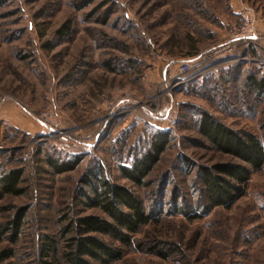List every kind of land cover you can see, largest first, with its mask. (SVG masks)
<instances>
[{
  "label": "rangeland",
  "instance_id": "obj_1",
  "mask_svg": "<svg viewBox=\"0 0 264 264\" xmlns=\"http://www.w3.org/2000/svg\"><path fill=\"white\" fill-rule=\"evenodd\" d=\"M263 72L264 0H0V172L21 168L24 190L3 197L0 225L26 210L0 264H37L46 237L61 242L76 218L102 215L80 196L98 170L158 214L136 241L175 250L128 249L115 264H264V166L228 209L205 211L196 179L199 166L234 161L198 134L202 112L264 146V92L247 84ZM156 131L168 146L135 187L118 168ZM76 156L61 174L46 162Z\"/></svg>",
  "mask_w": 264,
  "mask_h": 264
},
{
  "label": "trees",
  "instance_id": "obj_2",
  "mask_svg": "<svg viewBox=\"0 0 264 264\" xmlns=\"http://www.w3.org/2000/svg\"><path fill=\"white\" fill-rule=\"evenodd\" d=\"M247 79V84L255 91L259 94L264 92V72L258 80ZM197 131L215 151L234 160L202 165L196 170L205 211L218 207L228 209L245 196L251 176L263 168L264 146L253 134L234 130L207 112L201 113ZM168 143V132H154L142 154L131 158L128 166H119L121 177L135 187L145 186V179L160 161ZM46 162L55 174H61L74 170L80 157L62 161L48 159ZM22 177L21 168L0 172V202L5 196L23 194ZM83 182L86 187L80 191L83 204L102 215L76 218L64 228L65 240L61 242L46 237L40 252H37V264H115L123 259L128 249L152 253L163 259L175 251L167 247L171 250L164 253L158 246L160 243L148 241L151 244L148 247L136 241V235L156 222L158 214L154 216L148 212L134 191L110 182L100 170L91 172ZM25 213L24 208L18 209L9 221L0 225V242H17ZM14 256L12 250L0 252V262Z\"/></svg>",
  "mask_w": 264,
  "mask_h": 264
},
{
  "label": "built area",
  "instance_id": "obj_3",
  "mask_svg": "<svg viewBox=\"0 0 264 264\" xmlns=\"http://www.w3.org/2000/svg\"><path fill=\"white\" fill-rule=\"evenodd\" d=\"M226 50H227V48H222V50L217 51V52L215 53V55H216L218 58L223 57V55H224V51H226ZM201 62H202V60H201V56H196L195 58L190 59L189 61H187V62L181 64V65L179 66V73H180V74H186V73H188L190 70H192L194 67H196L198 64H200ZM159 114H160V116H162V117H167V116H168V110L165 109L164 111L160 112ZM49 129H50L51 131H55V132H57V134L60 135V138H61L60 140H62V141H64V142H67V141H68V139H69V137H70L69 134L63 132L62 130H60V128H59L58 126H56V125H51V126L49 127Z\"/></svg>",
  "mask_w": 264,
  "mask_h": 264
}]
</instances>
